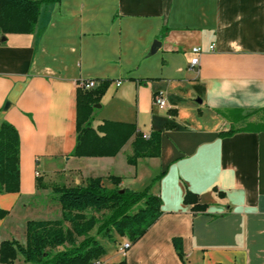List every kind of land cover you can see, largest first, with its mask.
<instances>
[{
    "label": "crops",
    "instance_id": "obj_1",
    "mask_svg": "<svg viewBox=\"0 0 264 264\" xmlns=\"http://www.w3.org/2000/svg\"><path fill=\"white\" fill-rule=\"evenodd\" d=\"M83 79L109 81L92 113L98 134L106 121L159 131V155L129 163L136 133L115 156L71 155ZM160 91L165 107L153 100ZM3 121L20 136V190L0 193L9 211L0 244L26 242V231L25 241L14 236L15 211L21 204L35 215L46 191L38 178L45 185V174L62 171L73 185L100 176L112 188L114 175L123 188L150 185L161 198L147 232L125 252L127 237H118L95 264H264V0L43 3L34 32L0 34ZM90 165L105 172L87 175ZM187 190L205 210L184 202ZM14 264L36 263L20 255Z\"/></svg>",
    "mask_w": 264,
    "mask_h": 264
},
{
    "label": "trees",
    "instance_id": "obj_2",
    "mask_svg": "<svg viewBox=\"0 0 264 264\" xmlns=\"http://www.w3.org/2000/svg\"><path fill=\"white\" fill-rule=\"evenodd\" d=\"M59 0H0V34L32 33L43 3ZM109 81L94 89H77V135L74 156H115L128 139L136 133L133 154L128 162L160 153L161 132L149 138L136 132L132 124L106 121L98 129L92 127V113L100 102ZM232 133V131H231ZM161 175L153 179L157 180ZM115 187L109 188L100 176L90 177L82 185H57L53 188L60 204L58 219H30L26 224V242L4 240L0 244V264H14L18 256L36 264H95L105 253L99 237L116 241V235L136 242L161 215V198L143 190L121 187V177L111 175ZM45 187L42 178L37 181ZM20 190V136L17 128L3 121L0 124V193ZM184 202L193 204L194 211H203L205 204L189 190ZM106 212V213H105ZM9 213L0 207V219ZM98 213L102 214L101 217ZM179 256L184 259L183 240L174 237Z\"/></svg>",
    "mask_w": 264,
    "mask_h": 264
},
{
    "label": "rangeland",
    "instance_id": "obj_3",
    "mask_svg": "<svg viewBox=\"0 0 264 264\" xmlns=\"http://www.w3.org/2000/svg\"><path fill=\"white\" fill-rule=\"evenodd\" d=\"M121 161V160H120ZM118 162L116 170H119L120 172L126 173L127 170L125 169L124 165L127 166L126 161L123 163ZM63 165V164H61ZM62 167V166H61ZM90 165V170L87 171V175H99L102 174L103 170L97 169V167H93ZM45 179V189L46 191L43 193L42 196L37 197V201L43 200L41 205L37 207V210H35V215L30 214V212L23 210L22 205L20 204L19 208L15 211L17 215L15 218L19 219V227H18V233L14 232V236H16L18 239L25 241V231H26V218L29 219H40V220H46V219H58L61 216V210L58 204V201L55 197L53 188L57 185H73L74 182L71 180L69 176L66 174H63L62 171L55 172L51 175H44ZM42 189V188H41ZM21 208V209H20ZM20 210L22 211L20 213ZM106 213V212H105ZM98 215L101 217L102 214L98 213ZM29 216V217H27ZM17 234V235H15ZM119 236L116 235V241H109L108 239L99 237V240L105 247H109L110 245H115V243L119 242ZM128 239V238H127Z\"/></svg>",
    "mask_w": 264,
    "mask_h": 264
},
{
    "label": "built area",
    "instance_id": "obj_4",
    "mask_svg": "<svg viewBox=\"0 0 264 264\" xmlns=\"http://www.w3.org/2000/svg\"><path fill=\"white\" fill-rule=\"evenodd\" d=\"M193 53L195 56L192 58L191 63H190V68L194 69L197 65L200 63V55H201V48L200 47H193L192 48ZM121 81H117V85H120ZM98 85V81L95 79H83L79 81V86L82 87L83 89H92L95 88ZM153 100L155 104H157L159 107H165L166 106V98L163 94L162 91L156 92L153 95ZM145 138H149L150 134H144ZM39 173L37 172V175ZM131 240L127 239L125 242L120 244V250L121 252H125L128 248L131 247Z\"/></svg>",
    "mask_w": 264,
    "mask_h": 264
},
{
    "label": "water",
    "instance_id": "obj_5",
    "mask_svg": "<svg viewBox=\"0 0 264 264\" xmlns=\"http://www.w3.org/2000/svg\"><path fill=\"white\" fill-rule=\"evenodd\" d=\"M4 39H5V37H4ZM157 42L159 43V41H157ZM97 106H99V104Z\"/></svg>",
    "mask_w": 264,
    "mask_h": 264
}]
</instances>
